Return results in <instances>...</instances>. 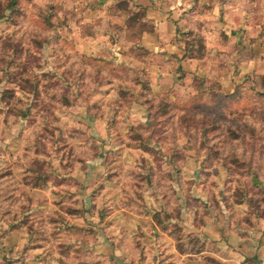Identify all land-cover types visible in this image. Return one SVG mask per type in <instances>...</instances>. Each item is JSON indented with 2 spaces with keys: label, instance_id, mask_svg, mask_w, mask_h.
I'll return each instance as SVG.
<instances>
[{
  "label": "rangeland",
  "instance_id": "rangeland-1",
  "mask_svg": "<svg viewBox=\"0 0 264 264\" xmlns=\"http://www.w3.org/2000/svg\"><path fill=\"white\" fill-rule=\"evenodd\" d=\"M161 2L162 8L176 7L175 25L187 54L206 58L201 72L211 77L200 78L206 100H214L215 91L229 94L222 89L228 87L222 77L231 78L233 89L230 98H218L217 124L207 114L193 117L189 112L180 113L189 121L187 130L172 122L162 144L170 163L177 169L185 150L200 167L214 164L229 172L234 201L264 202L250 180H264V115L261 130L246 125L264 106V0ZM140 26V10L131 0H0V264H218L200 253L205 244L191 235L180 241L176 228V251L171 241L166 243L163 202L151 201L142 174L126 171L119 202L110 204L61 202L67 194L58 192V202H45L48 207L40 211L28 196L29 187L50 166L49 157L67 152L65 142L52 138L74 134L60 121L75 107L74 97L103 81L119 91L145 89L137 82L138 76L146 77L145 52L135 47ZM147 130L139 129L133 139L145 140ZM183 131L188 138L181 145L177 138ZM242 136L247 152L251 145L258 151L254 157L238 150ZM149 145L141 144L146 154L137 159L146 169L155 144ZM225 176H218L219 184L230 188V180L222 181ZM154 177L159 197L176 202L166 177ZM113 190L106 193L113 197ZM221 201L228 197L224 194Z\"/></svg>",
  "mask_w": 264,
  "mask_h": 264
},
{
  "label": "crops",
  "instance_id": "crops-1",
  "mask_svg": "<svg viewBox=\"0 0 264 264\" xmlns=\"http://www.w3.org/2000/svg\"><path fill=\"white\" fill-rule=\"evenodd\" d=\"M131 1L144 8V21L150 27L140 33L135 44L145 52L144 63H141L146 71V89L137 87L119 91L113 84L109 86L103 81L84 95L74 97L75 107L68 111V117H60L62 125L71 126L69 129L74 134L52 138L53 142H65L67 152L49 157L50 166L44 170L43 178L29 187L28 196L40 211L48 207L45 202H58L55 201L58 192L67 194L61 202L102 201L110 204L119 202L118 192L126 181V171L136 176L142 174L152 192V196L149 195L151 201L163 202L166 243L169 240L173 244L172 229L176 228L180 241L191 235L205 244L200 253L210 254L218 264H256L264 255V202H252L250 198L234 201V185L229 172L214 164L204 169L199 166L198 158L186 155L185 150L179 153L182 161L174 169L170 163L171 155L162 145L170 135L168 128L173 121L177 120L178 126L187 130L180 113L185 108H197L193 100L199 92L200 78L209 76L201 72L206 58L187 54L186 43L176 29L175 6L162 8L161 0ZM221 83L228 86L222 87L224 93L232 94L231 78L222 77ZM154 97L175 105L174 110L170 114L153 116L146 99ZM143 128H148L150 134L145 140H134V133ZM155 129L160 130L159 133H154ZM187 138L188 134L183 131L178 134L177 142L184 145ZM150 143L155 144L154 152L146 169L137 159L140 153L143 157L146 154L141 144L150 146ZM115 163L121 168H113ZM224 173L226 176L222 181L225 179L228 183L230 180V188H226L224 182L219 184L218 176ZM154 174L166 177L168 188L176 194V202L159 197L154 187ZM253 179V186L264 194V180ZM22 185L20 181V191ZM211 189L216 202L212 201ZM108 190L114 191L113 197L106 193ZM92 191L96 193L91 194ZM187 192L192 198H188ZM224 194L228 197L227 202L221 201ZM193 198L197 202H193ZM74 223L79 224V219ZM138 225L135 224L136 229ZM154 231L157 232V228ZM172 250L176 251L174 244Z\"/></svg>",
  "mask_w": 264,
  "mask_h": 264
},
{
  "label": "trees",
  "instance_id": "trees-1",
  "mask_svg": "<svg viewBox=\"0 0 264 264\" xmlns=\"http://www.w3.org/2000/svg\"><path fill=\"white\" fill-rule=\"evenodd\" d=\"M12 1H14V0H12ZM136 7H138V9L140 10V16H141L140 32L145 31V30H148L150 27L148 25H146V23L144 21V8H142L140 6H136ZM197 57H202V55L201 56H197ZM137 82H139L140 84L142 83V85H144L145 86V89H146V81H145V78H141L140 76H138ZM204 89H203V83L201 82L199 84V87H198V90H199L198 95L193 100V101L196 102L194 106L197 107V108H194V109L185 108L184 110H182L181 113L187 114L189 112V113H191V115L193 114V117H199L200 115L202 116L203 114H207V116L209 115L210 116V119H212L210 122L211 123L213 122V124H217L216 122H217V119L218 118L216 119V116L215 115L217 114L218 108H220V105L218 103V98H221V97H223V98H230L232 94H224V95H221L219 92H216L215 91L214 92V100H212V98H211V99H209V101H207L208 100L207 99V96H206L207 93H204L205 92ZM210 95L211 94L208 93V96H210ZM200 99L202 100L201 101L202 102V105H200V103L198 102V100H200ZM146 100L150 104L149 107L152 108L151 114L153 116H159L160 113H162V115H166L168 113L170 114V112H172L174 110V108H175V105H172V104H170V103H168L166 101H163V99L158 98V97L157 98L156 97H154V98H148ZM158 102H159L160 105L158 104ZM161 104H163V106ZM257 110H260L259 115L256 117L255 120H253L252 124H246V125L253 126L254 128L255 127H259L260 130H261V127H260V124L262 123V118L261 117H262V115H264V106H263V104L260 105L257 108ZM261 112H263V113H261ZM23 115H25V113ZM181 117L183 118L182 120L184 122H186V124L188 126L189 121L187 120L186 116H181ZM213 117H215V119H213ZM254 121H256V122H254ZM244 123H246V122H244ZM203 130H205V129H203ZM244 137H245V135H244ZM260 137L262 138V140L264 139V136H261L260 135ZM242 139H243V136L241 137V142L243 141L242 142V147H241V149H238L239 151H241V155L242 154H245V153H249V155L251 157H254L258 151L254 150V147H251L252 146L251 145L250 146V150L251 151L250 152H247V150H245V148H248V147L245 145V142H244L245 139L244 140H242ZM232 143H234V141ZM259 147H261L260 143H259ZM260 149H262V148H260ZM260 149H258V150H260ZM259 152L262 153V151H259ZM232 153L234 154V151ZM248 169H250L249 172L254 173L251 168H248ZM250 180H251L252 185H254L255 182H254L253 177L250 178ZM36 183H37V181L36 182H33V185L32 186H35Z\"/></svg>",
  "mask_w": 264,
  "mask_h": 264
},
{
  "label": "built area",
  "instance_id": "built-area-1",
  "mask_svg": "<svg viewBox=\"0 0 264 264\" xmlns=\"http://www.w3.org/2000/svg\"><path fill=\"white\" fill-rule=\"evenodd\" d=\"M256 264H264V255L257 260Z\"/></svg>",
  "mask_w": 264,
  "mask_h": 264
}]
</instances>
